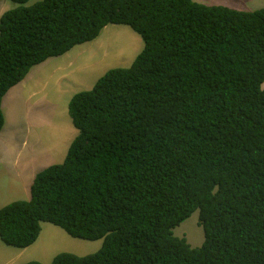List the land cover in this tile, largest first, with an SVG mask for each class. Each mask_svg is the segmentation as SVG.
<instances>
[{
	"label": "trees",
	"instance_id": "obj_1",
	"mask_svg": "<svg viewBox=\"0 0 264 264\" xmlns=\"http://www.w3.org/2000/svg\"><path fill=\"white\" fill-rule=\"evenodd\" d=\"M28 1L0 17V133L3 98L34 66L109 24L144 48L72 99L78 135L29 200L0 208V239L29 247L48 222L103 243L50 264H264V8ZM196 210L204 241L192 247L174 229Z\"/></svg>",
	"mask_w": 264,
	"mask_h": 264
},
{
	"label": "rangeland",
	"instance_id": "obj_2",
	"mask_svg": "<svg viewBox=\"0 0 264 264\" xmlns=\"http://www.w3.org/2000/svg\"><path fill=\"white\" fill-rule=\"evenodd\" d=\"M38 1L41 0H29L25 5ZM194 1L243 11L264 8V0ZM16 6L12 0H0V17ZM143 48L141 35L130 26L109 24L98 38L34 66L22 82L9 90L2 102L5 124L0 133V157L5 152L10 165L0 181V207L18 199L29 200L36 175L63 162L79 133L69 112L72 99L91 90L110 69L131 66ZM12 191L19 194L12 196ZM174 233L185 236L192 247L201 246L204 231L199 210ZM102 244V240L72 237L61 227L44 222L40 236L29 247L9 246L0 239V264H26L33 260L50 264L59 253L85 256L97 252Z\"/></svg>",
	"mask_w": 264,
	"mask_h": 264
},
{
	"label": "crops",
	"instance_id": "obj_3",
	"mask_svg": "<svg viewBox=\"0 0 264 264\" xmlns=\"http://www.w3.org/2000/svg\"><path fill=\"white\" fill-rule=\"evenodd\" d=\"M10 165V160L7 158L6 156V153L4 152L3 156L0 157V181L4 179L5 177V170L6 168ZM11 186H16L15 184H12ZM31 188V187H30ZM19 193L15 192V191H12V196H16L18 195ZM26 194V193H25ZM13 200V199H12ZM18 200H21V199H18ZM16 201V200H14ZM13 202V201H11ZM10 202V203H11ZM8 203H5L3 204L1 207H3L4 205H6ZM0 207V208H1Z\"/></svg>",
	"mask_w": 264,
	"mask_h": 264
},
{
	"label": "bare ground",
	"instance_id": "obj_4",
	"mask_svg": "<svg viewBox=\"0 0 264 264\" xmlns=\"http://www.w3.org/2000/svg\"><path fill=\"white\" fill-rule=\"evenodd\" d=\"M200 218V217H199Z\"/></svg>",
	"mask_w": 264,
	"mask_h": 264
},
{
	"label": "clouds",
	"instance_id": "obj_5",
	"mask_svg": "<svg viewBox=\"0 0 264 264\" xmlns=\"http://www.w3.org/2000/svg\"><path fill=\"white\" fill-rule=\"evenodd\" d=\"M43 63V62H42Z\"/></svg>",
	"mask_w": 264,
	"mask_h": 264
}]
</instances>
